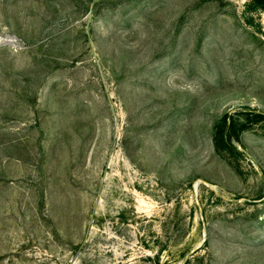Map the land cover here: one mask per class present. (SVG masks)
Returning <instances> with one entry per match:
<instances>
[{"label": "rangeland", "instance_id": "obj_1", "mask_svg": "<svg viewBox=\"0 0 264 264\" xmlns=\"http://www.w3.org/2000/svg\"><path fill=\"white\" fill-rule=\"evenodd\" d=\"M250 2L0 0V264H264Z\"/></svg>", "mask_w": 264, "mask_h": 264}, {"label": "trees", "instance_id": "obj_2", "mask_svg": "<svg viewBox=\"0 0 264 264\" xmlns=\"http://www.w3.org/2000/svg\"><path fill=\"white\" fill-rule=\"evenodd\" d=\"M250 7L255 10H260L264 13V0H251ZM257 119L264 120V114L259 113V115H255ZM237 137L236 127L233 121L224 120L223 125L217 132L215 133L214 141L218 148H222L224 150H231L232 147V139Z\"/></svg>", "mask_w": 264, "mask_h": 264}]
</instances>
